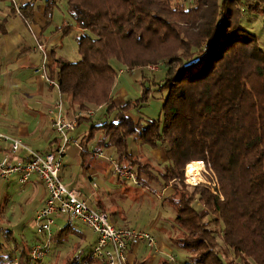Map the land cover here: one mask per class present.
Listing matches in <instances>:
<instances>
[{"label": "trees", "instance_id": "16d2710c", "mask_svg": "<svg viewBox=\"0 0 264 264\" xmlns=\"http://www.w3.org/2000/svg\"><path fill=\"white\" fill-rule=\"evenodd\" d=\"M61 4L70 20L59 29L63 36L76 30L80 59L51 50L49 77L79 112L105 106V121L91 125L89 138L102 131L100 145L113 147L141 185L154 180L171 185V193L160 197L174 212L170 245L187 253V264H264V49L242 21L245 3L193 0L188 7L184 0H47L48 26ZM248 7L264 14L260 3ZM18 9L27 23L33 20L34 1ZM6 24V18L0 20V35L7 32ZM113 59L129 70L166 65L164 77L154 82L165 94L158 118L140 111L156 97L144 82L138 98L115 102L119 73ZM132 109L140 114L138 121L128 114ZM85 120L91 118L77 117L78 124ZM130 138L137 146L165 145L167 162L144 160L131 149ZM202 161L217 176L216 194L200 183L187 190L184 168H201ZM0 232V264L42 263L44 258L32 259V246L26 239L19 242L12 228L0 227ZM70 235L86 237L67 220L51 241L57 247ZM80 246L63 258L58 250L46 264H97L93 247ZM158 264L171 260L160 257Z\"/></svg>", "mask_w": 264, "mask_h": 264}, {"label": "crops", "instance_id": "0c3cea01", "mask_svg": "<svg viewBox=\"0 0 264 264\" xmlns=\"http://www.w3.org/2000/svg\"><path fill=\"white\" fill-rule=\"evenodd\" d=\"M34 1L36 6L35 16L33 20L27 23L19 14L18 8L28 2ZM47 0H1L0 1V20L7 19V32L0 35V132L12 138H19L31 150L40 153H46L53 150L59 143L57 133L53 128L52 114L50 109L55 101L61 96L65 100L69 117H73L74 108L70 106L69 97L61 94L59 89L51 84L42 71H37L41 68L44 61V55L38 49V44L42 43L45 46L48 54V62L46 66V74L50 75L51 66L53 65V57L51 50H55L58 55H61L64 49V42H67L71 37L76 42V30L69 35L63 36L59 29L63 22L69 21L70 17L64 4H61L54 11L53 22L47 25V20L44 15ZM75 32V36H72ZM77 44V42H76ZM146 69H148L146 67ZM145 73L142 70V81L146 85L154 87V82L159 81L164 77L156 75L157 71L148 69ZM121 75L114 86L113 96L117 104H120L138 97L140 89H137L135 78L131 80V70L128 76L125 77V71L120 69ZM50 78V77H49ZM152 79V80H151ZM139 80V82L141 81ZM154 95V93H153ZM164 93L161 96L155 97L145 105L140 111L150 118H158ZM155 96V95H154ZM155 102V103H154ZM154 103V105H153ZM105 106L101 107L99 116L96 114L91 121H82L77 125L74 132L77 144H72L68 147L64 162L61 168V178L69 187L77 189L82 196L86 198L92 206L107 211L110 214L112 221L117 226H134L135 223L141 224L138 219L131 216V209L134 206H142L144 200L140 202L136 199V193L128 186L132 183L133 186L139 187L142 192L154 193L157 198L167 193L171 185L162 187L157 180L152 181L149 185H135L131 180L124 179L116 175L112 170L109 158L117 159V153L113 147H108L107 144L100 145L103 139L102 131L89 138L90 127L100 117L105 121ZM67 111V112H68ZM74 111V113H72ZM128 114L135 120H139L140 114L136 109H132ZM88 124L89 127H87ZM96 124H100L97 122ZM86 138H89L85 140ZM131 149L143 157L144 160L153 159L159 163H166V146L160 144L158 147L151 148L147 145H136L133 140L129 139ZM9 154L10 158L24 160L27 159L30 152L25 147L18 152L12 151L10 141H3L0 145V158L3 154ZM2 179V178H1ZM7 193L12 189L28 190L31 192L28 197V203L35 204L34 214L41 209L47 199V191L41 184L39 179L34 176L26 183H20L16 177L10 180H4ZM8 194L6 196L8 200ZM158 202V201H157ZM162 208L165 207L161 202ZM60 216L58 218H61ZM65 218V217H63ZM66 219V218H65ZM67 222V219L65 220ZM135 221V222H134ZM169 221L164 218L163 213H159L153 217L143 228H150L158 237V248L160 250L167 249V243L161 240L157 229L161 224H166ZM83 223V222H82ZM75 227L82 232L87 240L86 225L81 226L75 222ZM61 226H58L60 228ZM14 229L13 227H11ZM164 229V228H162ZM158 233V234H157ZM96 239L90 241L91 247L94 246ZM146 245L130 248L128 252V264H134L136 261L147 260L148 264H158L159 254L155 251L149 256L144 253Z\"/></svg>", "mask_w": 264, "mask_h": 264}, {"label": "built area", "instance_id": "2783aa9c", "mask_svg": "<svg viewBox=\"0 0 264 264\" xmlns=\"http://www.w3.org/2000/svg\"><path fill=\"white\" fill-rule=\"evenodd\" d=\"M38 49L43 52L44 61L37 71H42L46 79L59 89L58 82L50 79L46 74V66L49 62L45 46L40 43ZM99 108L101 109V106ZM50 113L59 143L49 152L40 153L31 150L21 139L9 137L0 132V145L3 141H10L14 153L23 147L30 152L28 158L24 160H12L9 154H3L0 158V177L5 180L16 177L20 183H26L36 176L47 191L45 204L36 212L34 219L37 233L44 238L45 242L37 243L32 247V259H43L49 252L53 226L56 218L60 216L73 222L77 220L83 222L97 235L91 251V257L97 264H128L130 248L140 244L153 248L158 253L161 252L158 250L157 239L152 231L145 228L117 226L107 211L92 206L79 190L69 188L63 182L60 172L68 147L77 144L74 132L78 125L77 117L80 114L69 117L62 96L52 105ZM96 114L95 109H91L88 113L91 118H94ZM109 161L116 175L141 186L132 168L121 164L118 159L109 158ZM167 255L171 261L176 260L172 254L167 253ZM80 264H89V262L83 260Z\"/></svg>", "mask_w": 264, "mask_h": 264}, {"label": "rangeland", "instance_id": "374dc122", "mask_svg": "<svg viewBox=\"0 0 264 264\" xmlns=\"http://www.w3.org/2000/svg\"><path fill=\"white\" fill-rule=\"evenodd\" d=\"M184 1L188 7H191L193 4V0H184ZM242 2L245 3V5H246V10L245 11L242 10V13H241L242 14V21H243L244 25L249 30L253 31L254 33H256L258 35L260 46L264 49V14L262 13V11L251 12V11H249V7H248V5H250V4L254 5V4L260 3L262 8H264V0H242ZM72 36H75V32ZM61 56L64 58H67L68 60H71V61H77L80 59V55L78 52V46H77L76 42L71 37L68 38L67 42H64V49L61 52ZM112 63L116 67V69L118 70L119 75H121L120 69H122V71H125V77L128 76V74L130 73L131 70H129V68L126 65L118 62L115 59L112 60ZM147 68L152 70V71L156 70L157 71L156 75H158L159 77H162L163 75H165L166 65L164 63H161L160 65L150 64L147 66ZM148 69H146V67H144V68L135 69L136 72L131 71L133 74L130 77L131 80H133L135 78L138 80V82H135L136 85H138V86H136L137 89L141 90V82H143L141 80L142 79V70H143V72L148 73L149 72ZM139 80H141V81L139 82ZM118 81H120L119 77L117 78V82ZM157 88H159V87L154 88L155 91L153 93L155 96L159 97L162 95V92H160ZM139 96H140V93H139L138 97ZM154 103H153V105H154ZM96 106L97 105H92L90 107V109L87 110L86 112H79V110H74L75 113H74V111H72V113H74L73 116L76 114H84V115H87L88 117H90L88 115V113L91 109H95L97 112V115L99 116V112L101 111V109L99 107H96ZM65 107H67L66 104H65ZM103 111L106 112V108ZM68 114H70V113H68ZM97 122H99V123L103 122V118L102 117L98 118L96 120V123ZM85 125H87V127H89L88 124H85ZM98 132H96V134ZM203 163H204V165L201 168H198L196 165L193 164L196 168L199 169L200 179L198 177L199 180H197V181H196V178H197L196 173H198V171L196 170V168L192 165L196 171L194 169H189L188 172H187V168L189 165H187L184 168V182H185V184H187L189 186L187 188V190L190 191L191 190L190 187H193L194 185L200 183V184L209 185L210 190L216 194L218 192L217 191L218 188L220 187V185L218 183L217 176L212 171V169H210L207 166V164L205 162H203ZM158 164L160 165L162 163H158ZM158 164L157 163L155 164L156 169L160 168V166ZM156 169H154V170H156ZM190 170H194L193 175L190 173L191 172ZM1 178L2 177H0V227L1 228L13 227L14 228L13 229L14 235L19 242L21 241V239H26L32 247L35 246L36 243L43 244L45 241L38 238V236L36 235L37 227L34 224V219H35V214H34V207L35 206L34 205L35 204L28 203V201H27L31 192L28 190H25V189L18 191L17 189L14 188L9 193H7V189H6L7 186L4 183V181L2 180L3 178L2 179ZM177 182H179V181H177ZM128 186L131 190H134L137 193L140 192L139 194H136V193H131V194L135 195L136 199H138V197H140V195H142L139 198V200H140V202L142 200H144V202H143V205L141 207L140 206H134L131 209V216L138 219L139 221H137V222H140L141 224L135 223L134 226H127V227L143 228L149 222V220L151 218L156 217V215L159 214L160 212L163 213L164 218L169 221L168 223H166L164 225L161 224L159 226V228L157 229L158 233L160 234L161 240L164 241L165 243H167V245H168L167 249L160 250L158 248V250L161 251L158 253L155 249L150 248V247L148 248L147 246H145L146 249H144V253L149 256L151 253L153 254V252L156 251L159 254V257L167 259L169 261H170V258L167 255V253H170L176 257V260L171 261V264H187V262H186L187 256H188L187 253L180 248H175L174 246L170 245V243H169L168 231L171 229V223H172V219L174 217V212L172 211V209L162 208L161 198L158 197L157 198L158 202H157L156 197H155L156 195L154 193H152L153 195H150L149 192L144 193V192H142V190H140L139 187L133 186L132 183H129ZM171 190H172V188L170 187V189L168 190L167 193H171ZM7 194L9 197H8V200H5V199H7L6 198ZM195 206L197 208H201V205H199L197 203L195 204ZM66 219L63 217L56 218V223L53 226V231L54 230L57 231L59 229L58 226H61V227L64 226L66 223V221H65ZM76 222L80 223L81 226L86 225V224L84 225L81 221H78V220ZM162 228H164V229H162ZM145 229L150 230V231H152V233H154V231L151 230L150 228H145ZM85 230H86V233L88 235V238L86 241H81V239L79 237H77L76 235H70L68 237L67 241H65L62 245H58L56 247V244L50 240L49 252L47 253L46 257L42 260V263H40V264H46V263H49L51 260H54L55 253H57L58 250H59L60 257L63 258L64 256H66L68 254H72L74 252L75 246H77L79 244L81 245L80 246L81 249H85L87 246H89L90 241L91 242L94 241L95 238H97V235L87 225H86ZM174 234H175V232H174ZM0 235H2L1 232H0ZM154 235L157 239V247H158V241L159 240H158L156 233H154ZM51 245H52V247H51ZM239 264H242V263H239Z\"/></svg>", "mask_w": 264, "mask_h": 264}, {"label": "bare ground", "instance_id": "6f19581e", "mask_svg": "<svg viewBox=\"0 0 264 264\" xmlns=\"http://www.w3.org/2000/svg\"><path fill=\"white\" fill-rule=\"evenodd\" d=\"M191 172V174L193 175L194 174V170H190ZM188 176V175H187ZM189 177V176H188ZM198 180V173H197V178H196V181ZM195 183V182H194Z\"/></svg>", "mask_w": 264, "mask_h": 264}]
</instances>
